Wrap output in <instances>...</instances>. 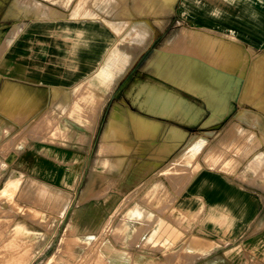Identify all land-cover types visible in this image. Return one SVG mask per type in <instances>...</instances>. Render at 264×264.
I'll return each instance as SVG.
<instances>
[{
  "label": "rangeland",
  "instance_id": "rangeland-1",
  "mask_svg": "<svg viewBox=\"0 0 264 264\" xmlns=\"http://www.w3.org/2000/svg\"><path fill=\"white\" fill-rule=\"evenodd\" d=\"M93 1L90 0L89 5ZM12 2L0 0V89L4 82L1 76L5 74V83L14 78L10 69L5 70L1 63L12 66L11 57L17 45L11 53L6 55L5 51L15 44L20 24L24 28L28 22L24 23L20 17L4 18ZM76 2L73 0L65 10L70 13ZM97 13L94 19H102L113 31L119 28L120 23L114 16L99 10ZM158 18L159 25L150 19L155 36L144 49H133L132 44L136 41L132 39L122 40L126 36L124 28H120L123 29L119 33L121 36L115 32L118 37L116 46L108 53L101 70L88 72L82 78L86 81L84 85L88 87V93H80L81 83L78 86L74 83L70 91L57 92L54 103L48 100L40 105L41 99L37 94L28 98V101L34 100L31 107L29 103L5 104V107L0 103V113L5 115V121L0 117V264L19 261L18 264H130L129 249L117 246L124 244L132 231L122 226L125 213L128 211L124 223L137 220L144 225L154 218L151 224L155 227V222L162 220L160 216L136 215L141 207L134 206L137 201L131 194L136 186V174L140 171L138 167L144 165L145 160L153 161L142 174L144 177L150 174L151 182L147 188L152 199L148 204L155 209L165 205L168 209L174 207L173 196H168L169 190L167 197L164 193L166 187L172 191L175 186L170 177L173 179L177 175L172 162L178 154L185 153L186 166L190 165L186 171L192 174L216 168L212 165L214 159L219 166L214 171L226 174L238 185L240 183L233 177L235 173L227 171L233 162L234 165L239 163V169L247 167V163L251 167H264L259 154L264 152V104L261 98L254 100L248 97L247 89L250 88L245 83L240 82L238 86L237 83L225 85L221 82V85H216L219 81H205L189 72L187 67L189 57L202 58L194 50L193 41L187 38L196 34L222 42L227 50L243 60V71L236 74L244 76L247 70L254 68L257 59L264 56V0H177L171 8H164ZM133 51L137 52L132 54ZM129 57L132 66L125 72ZM260 71L264 72V62ZM15 80L10 100L18 98L16 93L23 86L17 77ZM174 81L179 82V88L172 87L171 82ZM152 86L179 94L189 106L196 107L194 114L182 119L177 115L166 116L146 110L142 103ZM108 92L105 117L117 105L129 112L124 114L121 111L125 118L121 119L119 126L111 125L109 121L103 136L105 149L99 153L100 137H94L92 133L82 134L80 121L76 123L78 119L74 118L79 113L74 109L82 104L89 105L83 122L85 127L93 124L95 129V104L80 101L87 96L93 100V96L102 93L106 96ZM130 110L158 118L165 125L179 124L186 132L180 151L163 158L154 150L142 151L128 158L134 148L140 150L144 144L159 145L164 141L160 134L163 130H157L155 134L151 124L144 119H136ZM68 118L74 124L69 125ZM251 134L259 139L257 146L249 145L246 138ZM84 136L86 141L81 140ZM166 149L163 147L158 152L169 153ZM66 174L70 175L67 179ZM163 180L166 183L163 184ZM246 187L258 188L251 183ZM177 216V212L172 210L169 218L176 220ZM26 225L35 230L43 242L51 237L49 246L36 253L37 240L30 238L23 245L26 250H8L7 253L4 244L18 235L17 227ZM63 239L65 245L61 248ZM19 258H23L22 263Z\"/></svg>",
  "mask_w": 264,
  "mask_h": 264
},
{
  "label": "crops",
  "instance_id": "crops-1",
  "mask_svg": "<svg viewBox=\"0 0 264 264\" xmlns=\"http://www.w3.org/2000/svg\"><path fill=\"white\" fill-rule=\"evenodd\" d=\"M72 1L13 0L4 17H20L24 23L28 21L24 28L20 24L21 29L16 42L6 50L5 54L11 53L16 45L20 46L19 54L16 55L17 62L23 64L20 66H25L26 73L41 74L40 77H36L37 79L30 76L24 78L16 76L19 77L18 83L23 85L21 88H25L31 97H35L37 94L41 99L40 105L48 100L51 103L56 98L57 92L70 91L74 87V83H77L75 86L81 83L80 88L83 87L86 81L82 78L86 73L100 71L109 51L116 46L117 34L119 36L123 30L120 28H124L126 33L122 40L136 41V44H132L133 49H144L148 46L155 36L150 19L159 25L158 15L163 12L164 8H171L177 0H94L92 5H89L90 0H77L72 11L68 13L65 9H68ZM37 10H39L38 13ZM98 10L106 15L114 16L120 23L119 28L113 31L102 19H94L93 16L98 14ZM146 22L148 23L146 24ZM88 34L95 38L89 39L86 44L82 43L80 39H84ZM76 39H79L77 46H75ZM134 52L137 51H133L132 54ZM75 56L80 58L76 64L77 68H74L73 63ZM129 59L130 62L125 72L132 66V59L130 57ZM12 77H14L11 78L12 81L5 83V74L1 76L4 82L0 94L8 82L16 81L15 76ZM45 78L51 81L45 80ZM171 83L172 87H180L178 81ZM151 88L152 90L148 92L149 94L142 103L146 110L166 116L177 115V118L182 119L194 114L196 107L189 106L185 98L179 94L157 86ZM80 92L84 93V91ZM109 92L105 96L104 104L97 117L95 131L92 133L94 137L96 135L100 137L99 153L104 133L114 110L117 108L123 110L117 105L111 114L105 117L104 111L109 102L107 100ZM80 102L88 103V96L87 99ZM131 112L134 116L136 115V119L142 116L139 119H144L149 125L151 124L155 134H157V130H163L160 133L163 134L164 131L172 127L185 132L179 124L165 125L158 118ZM0 117L5 121V115L0 113ZM1 126L0 122V129ZM82 129V134L89 133L84 127ZM181 144L171 153L162 154L157 150V143H147L142 145L140 150L134 148L128 158L135 153L137 155L138 152H151L152 150L158 153L160 158H163L180 151ZM144 162V165L138 167L140 171L136 174V186L131 194L132 199L137 201L134 206L141 207L136 215H147L151 218L160 216L162 220L159 223L158 220H155V223L159 224H155V227L151 224L154 222V218L147 220L144 225L137 220L126 224L124 218L128 211L125 213L122 226L125 229L128 225L132 231L128 242L125 241L124 244L117 246L129 249V256L132 257L130 264H264V167L259 165L251 167L247 163V167L243 166L242 169H239L238 162L237 165L231 164L227 171L232 170L235 173L232 175L240 183L238 185L235 181L227 178L226 174L214 171L217 170V162L214 160L213 165L216 168L213 170H202L195 174L186 171L190 165L186 166L185 153L178 154L172 162V168L177 169V175L173 179L170 177V181L174 182L175 186L172 191L166 187L164 193V196L167 197V190H169L168 196H173L174 207L168 209V205H165L160 209H155L148 204V201L152 199L147 188L151 182L150 174L145 177L142 174L146 172L150 167L149 164L153 161L145 160ZM142 175L143 177H141ZM164 183L166 182L163 180ZM248 183L260 189L248 188L246 187ZM142 200L143 202H141ZM172 210H175L178 215L176 220L173 219L174 221L169 218ZM180 221L181 223H179ZM168 223L170 224L168 225ZM174 226L177 230L174 229ZM171 232L177 234L178 239H171L169 237ZM121 236L124 237V234L121 233ZM190 239L192 242L194 241L192 245ZM36 240L35 250L37 249L36 253H40L43 248L49 246L52 238L49 237L43 242L36 234ZM170 241L174 243L170 244Z\"/></svg>",
  "mask_w": 264,
  "mask_h": 264
},
{
  "label": "bare ground",
  "instance_id": "bare-ground-1",
  "mask_svg": "<svg viewBox=\"0 0 264 264\" xmlns=\"http://www.w3.org/2000/svg\"><path fill=\"white\" fill-rule=\"evenodd\" d=\"M71 1V0H70ZM33 4V3H32ZM34 5V4H33ZM19 11V10H18ZM39 12V10H37V13ZM51 12V11H50ZM133 15V14H132ZM81 18V17H80ZM139 20V19H138ZM147 21V20H146ZM137 23H139V22H137ZM145 23V22H144ZM148 22H146V24H147ZM132 26V25H131ZM51 28V27H50ZM52 29V28H51ZM50 29V30H51ZM74 31V30H73ZM37 32V31H36ZM46 32V31H45ZM49 32V31H48ZM51 32V31H50ZM32 33H34V32H32ZM9 34V33H8ZM208 34V33H207ZM11 35V34H10ZM33 35V34H32ZM50 35V34H49ZM193 35V34H192ZM9 36V35H8ZM18 37V36H17ZM210 37V36H209ZM4 38V37H3ZM6 38V37H5ZM94 39L95 38V36H92V35H87L84 39H80L81 40V42L82 43H84V44H86V43H88L87 41L89 40V39ZM98 38V37H97ZM99 38H101V37H99ZM187 38H190V40L191 41H193V45L195 46V51L196 52H198L201 56H202V58H195V57H192L191 59H190V57H189V60H188V62H187V67H188V69H189V72H191V73H195L196 75H197V77H201V78H203L205 81H208V80H215V82L216 81H219V82H216L217 84L216 85H221V82H224V84L225 85H234V84H236L237 83V85L239 86V83L240 82H242L243 84L245 83L247 86H249V90L247 89V96L248 97H251L252 99H256V100H258V98H261V103L262 104H264V72L263 71H260V66H261V64L264 62V56H262V57H259L258 59H257V61H256V65H255V67L254 68H252V69H250L249 71L247 70V72L246 73H244L245 75L243 76L242 75V73H240L241 75H239V74H236V72L237 71H243V69L241 68V63H242V61L239 59V57L238 56H236V55H234V54H232V52L230 51V50H227L226 48V46L222 43V42H217V41H215V40H210L209 38H206V37H204V36H200V35H196V34H194V36H187ZM211 38H212V36H211ZM1 39V38H0ZM5 40V39H4ZM227 40V39H226ZM224 42H226V41H224ZM2 43V42H1ZM79 43V39H76L75 40V46H77V44ZM81 43V44H82ZM234 44V43H233ZM1 47V46H0ZM19 47L20 46H17V48L15 49V51L13 52V55H12V57H11V60H12V66H10V67H8V65H7V63L6 62H2L1 63V65H2V67L3 68H5V70H7L8 68L10 69L9 71L16 77V76H20V78L21 77H26V76H30V77H34L35 79H37L36 77H40V73H37V72H30V73H26L25 71H24V69H25V66H20V65H23V64H19V62H17V60H16V55L17 54H19L18 53V50H19ZM0 50H1V48H0ZM6 52V51H5ZM110 52V51H109ZM117 56V55H116ZM118 58V57H117ZM78 59H80L79 57H74L73 58V63H74V68H77V61H78ZM113 59V58H112ZM247 60V59H246ZM246 60H244V61H246ZM69 61V60H68ZM246 63V62H245ZM47 64V63H46ZM85 64V63H84ZM216 64H220V65H226V66H223V67H217V66H215ZM247 64V63H246ZM245 64V66L244 67H246L247 65ZM81 66V65H80ZM79 66V67H80ZM66 68V67H65ZM23 69V70H22ZM87 69V68H86ZM85 69V70H86ZM38 71V70H37ZM80 71V70H79ZM64 72V71H63ZM77 72V71H76ZM245 72V71H244ZM80 73V72H79ZM47 75H48V73H46ZM77 74V73H76ZM83 74V73H82ZM44 75V74H43ZM78 75V74H77ZM51 77H52V75H51ZM70 77V76H69ZM73 77V76H72ZM77 77V76H76ZM19 78V77H18ZM28 78V77H27ZM26 78V79H27ZM48 78V77H47ZM56 78V77H55ZM74 78V77H73ZM79 78V77H78ZM43 79V78H42ZM62 79V78H61ZM77 79V78H76ZM29 80H31L30 78H29ZM41 80V79H40ZM39 80V81H40ZM45 80H48V81H51V80H49V79H46L45 78ZM73 80V79H72ZM74 80H75V78H74ZM9 81V80H8ZM55 81V80H54ZM69 81H70V79H69ZM59 82V81H58ZM62 82V81H61ZM192 82V81H191ZM48 83V82H47ZM51 83H53V82H51ZM63 83V82H62ZM107 83H109L108 81H107ZM107 83H105V84H107ZM220 83V84H219ZM57 84V83H56ZM66 84V83H65ZM65 84H63V85H65ZM68 84V83H67ZM215 84V83H214ZM224 84H222V85H224ZM109 85V84H108ZM215 85V86H216ZM209 86H211V83H209ZM224 87V86H223ZM234 87V86H233ZM233 87H232V89H233ZM13 88H14V85H13V83H10V82H8L7 84H6V86H4V88H3V90H2V92H1V94H0V103H1V105L2 106H4L5 107V104H9V105H15V104H22V103H29V106L31 107V106H33V102H34V100L33 101H28V98L29 97H31L30 95H29V93H28V91L25 89V88H21L20 87V89L17 91V93H16V95L18 96V98L17 99H15V100H10V99H8L9 98V96H10V94L13 92ZM219 88V87H218ZM228 88H229V86H228ZM162 89V88H161ZM230 89V88H229ZM215 91H216V89H214ZM218 90V89H217ZM224 90H228V89H226V88H224ZM234 90V89H233ZM80 91H84V92H89V90H88V87L87 86H83V87H81L80 88ZM62 93V92H61ZM81 93V92H80ZM104 94H105V92H104ZM103 93L102 94H98V95H95V96H93V100H90L89 99V102L88 103H85V104H90V103H94L95 104V106H96V110L94 111L95 113H96V116L98 117V114H99V112H100V110H101V108H102V106H103V104H104V101H105V95H104ZM162 96V95H161ZM179 97V96H178ZM234 97H235V95H234ZM54 98V97H53ZM232 100V99H231ZM238 100V99H237ZM233 101H235V100H233ZM52 102H53V100H52ZM67 102H69V101H67ZM226 103V102H225ZM260 103V104H261ZM260 104H258L259 105V107H260ZM261 104V105H262ZM84 106H86V105H84V104H82L81 105V107L79 108V107H76L75 109H74V111L75 112H78L79 114L78 115H76L74 118L75 119H78V120H76V123H79V122H77V121H80V127H85V125H84V122H83V119H86V115L85 114H87L86 112L87 111H89V105H87L86 107H84ZM262 107V106H261ZM227 108V107H226ZM2 109H4V108H2ZM83 109H85V111H83ZM94 109H95V107H94ZM227 110V109H226ZM121 111H123V110H120L119 108H117V109H115V111L113 112V115H112V119H111V125L112 124H118V126H119V124H120V122H121V119L124 117H122V114H121ZM228 111V110H227ZM131 112V111H130ZM72 113V112H71ZM123 113H124V111H123ZM132 113V112H131ZM125 114V113H124ZM123 114V115H124ZM72 115H74V114H72ZM136 116V115H135ZM88 117V116H87ZM140 117H142V116H140ZM139 117V118H140ZM69 118H71V117H69ZM69 118H68V124L70 125H72V124H74L73 122H71L70 120H69ZM89 118V117H88ZM125 118V117H124ZM138 118V119H139ZM75 119H73V120H75ZM127 119V118H126ZM130 119V121H131V118H129ZM125 120V119H124ZM147 120V119H146ZM84 121H86V120H84ZM122 122H124L123 120H122ZM127 122V121H126ZM154 122V121H153ZM160 122V121H159ZM126 124V123H125ZM127 124H128V122H127ZM155 124V123H154ZM157 124V123H156ZM84 125V126H83ZM135 125V124H134ZM158 125V124H157ZM160 125V124H159ZM95 126V125H94ZM86 127H88V128H86ZM85 127V130H86V132H89V133H94V131H95V129H94V127H93V124H89L88 126H86ZM129 127V126H128ZM135 127V126H134ZM119 128H121V127H119ZM124 128V127H123ZM118 129V128H117ZM114 130V129H113ZM120 130H122V129H120ZM129 130V129H128ZM127 130V131H128ZM126 131V132H127ZM130 131V130H129ZM131 131H132V129H131ZM133 132V131H132ZM127 134H129L128 132H127ZM135 134V133H134ZM142 134V133H141ZM140 134V135H141ZM86 135V134H85ZM91 135V134H90ZM130 135V134H129ZM147 135V134H146ZM83 136V135H82ZM142 136V135H141ZM148 137H149V135H147ZM162 138H164V141L162 142H160L159 143V145L157 146V150L158 151H161L162 149H163V147H165V148H167L166 149V152H169V153H171L173 150H175L177 147H178V145L180 144V143H182L183 142V140L186 138V133L185 132H183L182 130H180V129H178V128H169L168 130H166V131H164V133L162 134ZM92 137V136H91ZM121 137V136H120ZM134 137V136H133ZM106 138V137H105ZM131 138V137H130ZM136 138H137V136H136ZM84 140V141H86V136H84V137H81V140ZM140 139V138H139ZM145 139V138H144ZM153 139V138H152ZM247 141H248V143H249V145L250 146H257V145H255V144H258V141H259V139L256 137V135H254V134H251V135H249L247 138ZM159 141H160V139H159ZM134 143V142H133ZM154 144V143H153ZM249 146V147H250ZM104 149H105V146L103 145V146H101V153H103L104 152ZM122 151H123V149H121ZM112 151H114V150H112ZM119 151H120V149H119ZM121 152V151H120ZM260 154V157H261V159L260 160H262L263 162H264V152H261V153H259ZM258 155V154H257ZM259 156V155H258ZM250 159V158H249ZM214 160V159H213ZM215 161V160H214ZM223 161V160H222ZM113 162H119L118 160H113ZM233 162V161H232ZM231 162V163H232ZM234 163V162H233ZM213 165V164H212ZM255 165V164H254ZM9 166V165H8ZM218 166V165H217ZM219 167V166H218ZM1 168V167H0ZM3 169V168H2ZM215 169V168H214ZM217 169V168H216ZM225 169V168H224ZM223 169V170H224ZM66 172V171H65ZM66 177V179L67 178H69L70 177V175L69 174H66L65 175ZM64 177V176H63ZM197 185V184H196ZM169 203V202H168ZM171 215V214H170ZM171 220V219H170ZM175 220V219H174ZM173 220V221H174ZM130 221H132V220H127L126 221V224H128ZM166 222V221H165ZM179 223H181V221L179 222ZM170 223H168V225H169ZM178 224V223H177ZM164 225V224H163ZM179 225V224H178ZM177 225V226H178ZM173 226V225H172ZM127 228H129V226L127 225L126 226ZM160 227V226H159ZM161 228V227H160ZM174 229H176V227L174 226ZM17 230H18V235L13 239V240H11L10 239V241L8 242V243H6V245L4 244V246H3V248H5V249H7V253H9L8 252V250H15V251H18V250H21V249H23V250H26V249H24L23 248V245H25V243H26V240H29L30 238H34V239H36V234H35V231L34 230H32L31 228H29V226L28 225H26L25 227L24 226H19V227H17ZM177 230V229H176ZM158 231H159V229H158ZM157 231V232H158ZM14 232V231H13ZM13 232H10V234L12 233V234H15V233H13ZM67 234V233H66ZM165 234V233H164ZM16 235V234H15ZM160 235V234H159ZM12 236V235H11ZM10 236V237H11ZM157 236V235H156ZM162 236H163V234H162ZM167 236V235H166ZM9 237V236H8ZM7 237V238H8ZM169 237L171 238V239H173V240H176V239H178V235L177 234H175V233H173V232H171L170 234H169ZM13 238V237H12ZM64 238V237H63ZM156 238V237H155ZM154 238V239H155ZM160 239H161V237H159ZM163 238V237H162ZM192 238H193V236H192ZM191 238V239H192ZM197 239V238H196ZM156 240V239H155ZM163 240V239H162ZM170 240V239H169ZM7 241H8V239H7ZM128 242V241H127ZM194 242V241H193ZM172 243V242H171ZM64 245H65V240L63 239L62 240V243H61V248H63L64 247ZM27 246V245H26ZM28 247H30L29 245H28ZM28 247H26V248H28ZM31 247H32V245H31ZM60 248V249H61ZM1 249V248H0ZM30 249V248H29ZM33 249V248H32ZM64 249H66V248H64ZM2 250V249H1ZM4 250V249H3ZM28 251V250H27ZM33 251V250H32ZM60 251V250H59ZM1 252V251H0ZM61 252H62V250H61ZM2 253V252H1ZM0 253V254H1ZM6 253V252H5ZM17 253V252H16ZM15 254V253H14ZM4 255V254H3ZM6 255V254H5ZM4 255V256H5ZM11 255H13V254H11ZM17 255H18V253H17ZM127 255V254H126ZM1 256H2V254H1ZM28 256V255H27ZM195 256V255H194ZM9 257V256H8ZM30 257V256H29ZM1 258H3V257H1ZM127 258H129V257H127ZM5 259V258H4ZM11 259H13V257H11ZM20 259V258H19ZM18 259V260H19ZM23 259V258H22ZM22 259H20L21 260V263H22ZM3 260V259H2ZM6 260V259H5ZM28 260V259H27ZM7 261H9V262H12L11 260H7ZM25 261H26V259H25ZM127 261V260H126ZM16 262V261H15ZM20 262V261H19ZM18 262V263H19ZM24 262V261H23ZM18 263H16V264H18ZM24 263H26V262H24ZM24 263H22V264H24ZM12 264H15V263H12Z\"/></svg>",
  "mask_w": 264,
  "mask_h": 264
}]
</instances>
